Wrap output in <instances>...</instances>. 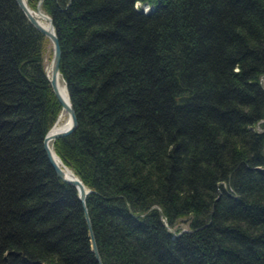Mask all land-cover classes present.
<instances>
[{
  "label": "trees",
  "instance_id": "1",
  "mask_svg": "<svg viewBox=\"0 0 264 264\" xmlns=\"http://www.w3.org/2000/svg\"><path fill=\"white\" fill-rule=\"evenodd\" d=\"M41 8L77 115L53 147L92 189L103 264H264V0ZM47 39L0 0V264H99L44 148L62 109Z\"/></svg>",
  "mask_w": 264,
  "mask_h": 264
},
{
  "label": "water",
  "instance_id": "2",
  "mask_svg": "<svg viewBox=\"0 0 264 264\" xmlns=\"http://www.w3.org/2000/svg\"><path fill=\"white\" fill-rule=\"evenodd\" d=\"M17 3L21 7V9L24 11L28 19L40 30L42 31L46 36L50 38L53 44V56H52V62H51V73L49 74L50 83L52 86V89L59 99V101L62 104L63 109L69 114V120L70 125L63 129H57L53 130V125L46 135L44 136V148L46 150V154L49 158L50 163L54 167L56 173L58 176H60L65 182H68L70 184H73L77 190L78 195L84 205L85 208V217L89 226V232H90V238H91V245L92 250L95 253L96 259L99 262V264H103L101 255L99 253L97 240L95 237L94 229L92 226V221L90 218V215L88 213V210L86 208V198L91 193L92 189L87 187L84 181L78 176L70 167H68L63 161V164L68 168V172L60 166V164L56 161V158L54 157L55 152L57 155L58 153L54 149L51 142L55 140L58 137L64 136L69 134L71 131L75 129L77 126V115L74 108V105L72 103V100L70 98L67 85L65 84L67 94H68V101L64 98L62 95L61 89H60V78H61V56H62V49L60 44V38L57 34L56 28L54 26L53 18L50 14L46 13L42 10V0H39L36 9L32 8V6L29 4L28 0H17ZM153 9V6L150 5L148 2H146L143 6L142 10L145 12H150ZM43 20L47 22H43ZM59 156V155H58ZM60 157V156H59ZM61 159V157H60ZM62 160V159H61Z\"/></svg>",
  "mask_w": 264,
  "mask_h": 264
},
{
  "label": "rangeland",
  "instance_id": "3",
  "mask_svg": "<svg viewBox=\"0 0 264 264\" xmlns=\"http://www.w3.org/2000/svg\"><path fill=\"white\" fill-rule=\"evenodd\" d=\"M30 4V3H29ZM138 5L140 6L141 5V7L143 8V6L145 5V7H146V3H138ZM37 7V6H36ZM36 7H33L32 6V8H34V9H36ZM52 56H53V44H52V41L50 40V38L48 37V39L45 41V45H44V57H45V62H46V68H47V72H48V74H50L51 73V70H50V66H51V62H52ZM63 80V79H62ZM64 113V114H63ZM63 114V116H62V120H63V122L65 123V122H67V120L69 119V114L63 109V107H62V109L60 110V113H59V115H58V118H57V120L54 122V124L53 125H55L57 122H58V120L60 119V117H61V115ZM52 125V126H53ZM51 126V127H52ZM51 144L53 145V142H51Z\"/></svg>",
  "mask_w": 264,
  "mask_h": 264
},
{
  "label": "bare ground",
  "instance_id": "4",
  "mask_svg": "<svg viewBox=\"0 0 264 264\" xmlns=\"http://www.w3.org/2000/svg\"><path fill=\"white\" fill-rule=\"evenodd\" d=\"M43 22L45 23L47 21L43 20ZM60 89H61L62 95L68 101L67 90H66V87H65V84H64L62 78H60ZM63 114L61 115L60 119L58 120V122L53 127V130L63 129V128H66L67 126L70 125V120L69 119L67 120V122H65V123L63 122V120H62ZM53 153H54V157L56 158V161L60 164V166H62L68 172V168L63 164V162L60 159V157L55 152H53Z\"/></svg>",
  "mask_w": 264,
  "mask_h": 264
}]
</instances>
